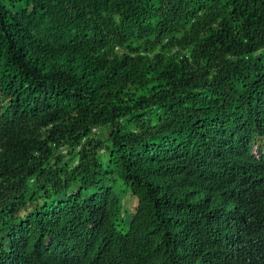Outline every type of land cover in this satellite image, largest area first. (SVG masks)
Returning <instances> with one entry per match:
<instances>
[{
    "label": "trees",
    "instance_id": "1",
    "mask_svg": "<svg viewBox=\"0 0 264 264\" xmlns=\"http://www.w3.org/2000/svg\"><path fill=\"white\" fill-rule=\"evenodd\" d=\"M255 117L264 0H0V192H19L0 260L84 264L95 245L119 264H233L205 238L233 211L186 197L235 181L225 156Z\"/></svg>",
    "mask_w": 264,
    "mask_h": 264
},
{
    "label": "clouds",
    "instance_id": "2",
    "mask_svg": "<svg viewBox=\"0 0 264 264\" xmlns=\"http://www.w3.org/2000/svg\"><path fill=\"white\" fill-rule=\"evenodd\" d=\"M221 40H213L206 44L209 56L222 54L218 45ZM255 122L264 124V120L255 117ZM227 168L235 170L234 182L222 181L216 190L204 188H190L187 203L191 205H210L214 208L223 203L233 213L224 216L225 224L212 227L206 234V239L214 247L211 254L213 260L227 261L231 255H237L239 259L233 264H264V130L262 133L243 140L239 147V154L234 158L226 157ZM223 161V160H222ZM1 165L4 162L0 160ZM9 168L18 169L9 158ZM204 191V194H200ZM205 191H207L205 193ZM19 192L12 188H6L0 192V206H8L15 203ZM44 212V210H43ZM45 216H41L44 218ZM39 249L43 253L49 246V239L44 233L40 234ZM80 238L66 246L69 254H82ZM112 248L105 250L102 246H90L85 250L86 255H93L84 264H119L112 255ZM36 254H39L36 252ZM62 255H60L61 257ZM69 256L60 258L61 264H70ZM0 264H23L16 261L11 255L0 260Z\"/></svg>",
    "mask_w": 264,
    "mask_h": 264
}]
</instances>
